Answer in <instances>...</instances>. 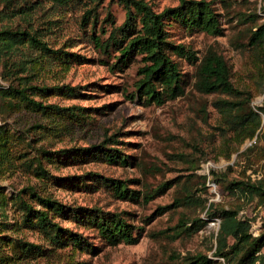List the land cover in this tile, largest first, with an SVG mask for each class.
Instances as JSON below:
<instances>
[{"label": "rangeland", "instance_id": "374dc122", "mask_svg": "<svg viewBox=\"0 0 264 264\" xmlns=\"http://www.w3.org/2000/svg\"><path fill=\"white\" fill-rule=\"evenodd\" d=\"M146 1L157 11L178 2ZM210 1L219 13L221 34L187 32L173 25L170 37L193 49L199 59L210 49L222 54L233 84L253 94L251 105L259 104L264 72L246 43L249 27L264 20V0ZM90 6L93 11L86 18ZM107 12L118 24L125 9L118 0H0V29L37 32L51 48L80 55V59H59L42 55L27 43L18 44L12 52L11 75L0 62V84L16 83L31 71L28 77L34 83L78 87L71 96L50 93L41 100L83 107V117L74 119L10 106L0 99V123L12 132V162L7 167L6 162L0 163V264H178L190 252L206 253L213 264H222L213 252L219 218L209 214L208 206L213 202L217 207L236 208L238 216L250 219L253 234L260 231L264 205L257 197L233 191L229 182L259 178L264 182V114L260 111L258 134L237 143L216 105L219 99L236 97L199 90L195 85L197 63L182 57L177 60L184 73L183 94L161 104H147L137 95L131 98L140 55L134 54L120 69L110 67L112 56L98 52L91 38L101 25L109 28V20L103 19ZM36 55L37 61L24 60ZM109 135L116 140L104 144L126 154V162L107 160L100 153L56 152L101 143ZM39 145L51 151L41 158L45 175L34 169ZM103 177L123 180L134 195L119 196L105 185ZM29 185L71 206L120 213L133 234L138 231V240L109 244L90 223L50 212L51 219L81 234L94 248H82L66 239L61 244L51 242L41 229L22 221L16 194L40 207L25 192ZM196 217L206 219V224L195 231L182 230L183 220L189 225V219ZM24 241L39 244L41 250L28 251Z\"/></svg>", "mask_w": 264, "mask_h": 264}, {"label": "trees", "instance_id": "16d2710c", "mask_svg": "<svg viewBox=\"0 0 264 264\" xmlns=\"http://www.w3.org/2000/svg\"><path fill=\"white\" fill-rule=\"evenodd\" d=\"M8 1V0H5ZM68 2L70 0H59ZM124 7L123 20L115 24L109 19L107 12L104 20H109V28L100 26L98 33H92L91 38L98 52L107 58L110 67L120 69L134 54L140 55L141 63L136 72L134 90L130 96L142 97L144 102L161 104L168 99L175 98L184 92V73L180 71L177 58H185L197 63L195 69L196 87L203 92H223L236 99H219L216 102L224 117L228 130H232L236 136V142L241 143L245 138L257 135L261 125L260 111L264 114V98L261 103L251 105L252 93L237 88L231 80L230 67L222 54L214 50H208L200 59L195 51L183 42H177L170 37V27L179 25L187 32L205 31L210 34H221L223 29L219 23V13L215 10L210 0H178L175 5L155 10L146 0H118ZM97 2V1H96ZM93 6L88 7L84 17H90ZM264 10V6H263ZM96 18V16H95ZM95 21V20H94ZM27 43L38 53L47 56H55L59 59L79 58L80 55L65 51L61 48H51L42 40L37 32L25 29H0V62L8 72L11 70L12 52L18 44ZM247 46L254 51L257 66L264 72V20L249 27L247 32ZM73 56V57H72ZM75 56V57H74ZM38 60V55L24 58L27 61ZM82 58V57H81ZM84 58V57H83ZM11 61V62H9ZM21 62H17L20 65ZM32 67H28L30 71ZM31 73V71H30ZM30 73L18 77L16 83L8 85L0 84V99L10 106H23L27 109L48 115H65L72 118H82L83 107L77 105L61 106L53 102H44L40 97H46L50 93L72 95L78 90L77 86L69 84L47 85L34 83L28 77ZM11 75V72H9ZM264 92V91H263ZM39 96V97H36ZM42 126V125H39ZM43 127V126H42ZM11 128L5 123H0V163L7 167L12 158L9 154ZM108 140H116L113 135L106 136L101 143L86 147L61 148L56 152L73 151L77 154L98 155L111 161L126 162V154L114 147H107L104 143ZM51 151L41 145L35 148V171L38 175L46 174V168L41 163V158L46 157ZM105 185L109 186L119 196L134 195V189H129L121 179L103 177ZM233 191H240L251 198L257 197V201L264 205V182L262 179L232 180L229 182ZM25 192L33 197L39 204L35 208L31 202L16 194L23 210L22 221H28L33 227L41 229L51 242L61 244L63 239L72 241V244L82 248H94L83 236L63 227L58 221L50 218L52 214H67L79 221H86L96 227L99 235L109 244L121 241L135 243L137 234H133L131 224L117 212L104 211L98 207L71 206L63 203L48 194L38 193L32 185L25 187ZM169 206V205H167ZM163 206V207H167ZM209 214L219 218V227L216 234V246L214 255L221 257L222 264H264V221L260 231L253 234L250 230L249 218L238 216V209L230 207H217L210 202ZM186 225L183 220L182 230L195 231L206 224V219L201 217L189 219ZM140 229V227H137ZM28 251H40V245L24 241ZM214 259L203 252L185 253L178 264H213Z\"/></svg>", "mask_w": 264, "mask_h": 264}, {"label": "built area", "instance_id": "2783aa9c", "mask_svg": "<svg viewBox=\"0 0 264 264\" xmlns=\"http://www.w3.org/2000/svg\"><path fill=\"white\" fill-rule=\"evenodd\" d=\"M263 98H264V92L261 94V99L260 100L262 101Z\"/></svg>", "mask_w": 264, "mask_h": 264}]
</instances>
